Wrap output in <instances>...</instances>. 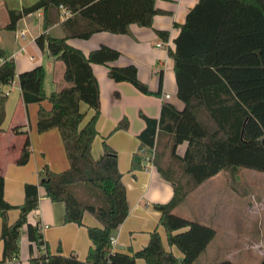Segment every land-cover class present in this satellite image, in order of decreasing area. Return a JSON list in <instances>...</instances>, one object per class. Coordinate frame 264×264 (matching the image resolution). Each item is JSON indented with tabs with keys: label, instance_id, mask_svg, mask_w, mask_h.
<instances>
[{
	"label": "trees",
	"instance_id": "obj_1",
	"mask_svg": "<svg viewBox=\"0 0 264 264\" xmlns=\"http://www.w3.org/2000/svg\"><path fill=\"white\" fill-rule=\"evenodd\" d=\"M38 11H42L43 33L35 44L63 64L65 87L46 95L42 66L19 74L18 83L24 105L39 106L37 132L58 130L69 168L54 173L44 167L38 185H24V199L19 206L5 201L4 179L0 176V264L18 256L24 227L31 253L33 247L38 253L31 256L29 264H136L138 259L145 264H194L216 232L175 215L174 209L222 172L234 176L247 169L264 174V0H199L187 13L184 24L176 25L179 33L173 41L174 48L167 51L173 62L176 99L182 107L163 103L158 119L140 115L145 123L137 137L140 151L155 148L153 166L173 187L171 200L152 208L160 214L158 225L165 232L167 246L176 249L180 259L165 250L157 229L149 234L142 250L130 255L111 252L110 237L129 212L126 191L117 154L105 139L102 159L96 162L91 154L100 114L99 87L91 66L106 67L109 79L128 83L143 95L161 96V76L158 91L151 93L139 81L135 66L112 65L120 58L118 51L101 46L85 56L67 43L70 39L87 40L102 32L126 35L131 25L151 28L153 18L161 13L155 0H38L30 7L8 11L3 30L15 31L21 19ZM62 11L69 17L61 22ZM56 24H60L63 38H52L47 33ZM156 34L167 41L168 32ZM15 75L14 61L0 51V87L9 85ZM45 101L49 110L42 106ZM2 104L3 101L0 125ZM82 104L92 111V116L81 127L85 118ZM127 129L124 119L113 132ZM24 135L19 166L26 165L30 157L29 138ZM182 146L185 149L179 154ZM140 153L132 155L130 173L143 170ZM38 187L51 202L63 203L65 224L82 226L84 213L100 224L99 228H87L91 248L84 262L74 255L52 256L46 249L40 250L44 246L40 228L27 220L38 207ZM11 210H18L19 215L9 224ZM259 264H264V258Z\"/></svg>",
	"mask_w": 264,
	"mask_h": 264
},
{
	"label": "crops",
	"instance_id": "obj_2",
	"mask_svg": "<svg viewBox=\"0 0 264 264\" xmlns=\"http://www.w3.org/2000/svg\"><path fill=\"white\" fill-rule=\"evenodd\" d=\"M37 1L0 0V51L6 54L7 59L13 60L16 67L14 80L9 85L0 87V105L3 101V117L0 125V176L4 179V199L12 206L23 203L25 184H39L44 167L54 173L64 172L69 168L58 130L52 129L43 134L37 132L39 106L24 105L18 83L19 74L42 66L45 70L46 95L65 87L64 66H60L61 62L49 57L46 50L40 51L35 44V39L43 33L42 11L21 19L13 32L3 30L8 23V11L30 7ZM198 1L155 0V7L161 13L153 18L151 28L131 25L129 34L126 35L102 32L92 35L87 40L70 39L67 42L85 56L101 46L118 51L120 58L112 65L135 66L139 81L145 84L151 93L158 91L159 78L160 76L162 78L161 96L143 95L128 83H115L109 79L106 67L91 66L98 83L100 100V114L96 123L97 137L92 143L91 154L96 162L102 159L103 139L116 152L118 170L122 175L129 208L126 219L112 234L116 238L113 253L130 255L142 250L149 241V234L157 229L165 250L181 258V255L175 254L173 248L167 246L165 232L158 225L160 214L152 209L154 204H166L171 200L172 185L159 175L155 166L150 168L144 163L143 170L134 173H130L129 170L132 155L141 152L137 137L143 131L145 123L140 115L158 119L163 103H171L178 109L182 107L176 99L173 62L167 51L174 48L173 41L179 33L176 25L184 24L187 13ZM68 17L69 13L61 12V22ZM156 31L168 32L167 41L159 38ZM47 33L52 38L64 37L60 24L51 27ZM158 43H162L163 46L157 47ZM166 95L169 96L168 99L165 98ZM42 106L47 110L50 109L46 101L42 103ZM81 112L85 114L82 127L91 118L92 111L82 104ZM124 119L128 122V129L113 132L117 124ZM15 129L17 133L14 132ZM24 134H27L29 138L30 157L26 165L19 166L17 162L24 144ZM184 149L185 146H182L179 154H182ZM165 162L164 159L162 164ZM38 198V207L28 215L27 220L31 225L39 226L44 242L43 247L52 256L74 255L79 261L84 262L91 248L87 228L101 227L98 221L89 213H84L82 226L65 224L63 203L51 202L40 187H38ZM18 215V210L9 211V224L14 223ZM34 249L36 248L33 247V253H31L24 227L20 235L18 256L5 264H29L31 256L37 255ZM1 251L0 246V260ZM136 264H145V262L138 259Z\"/></svg>",
	"mask_w": 264,
	"mask_h": 264
},
{
	"label": "rangeland",
	"instance_id": "obj_3",
	"mask_svg": "<svg viewBox=\"0 0 264 264\" xmlns=\"http://www.w3.org/2000/svg\"><path fill=\"white\" fill-rule=\"evenodd\" d=\"M174 214L216 232L194 264H259L264 258L263 173L241 169L231 176L222 172L192 192ZM34 252L38 254L37 249Z\"/></svg>",
	"mask_w": 264,
	"mask_h": 264
},
{
	"label": "built area",
	"instance_id": "obj_4",
	"mask_svg": "<svg viewBox=\"0 0 264 264\" xmlns=\"http://www.w3.org/2000/svg\"><path fill=\"white\" fill-rule=\"evenodd\" d=\"M163 44L162 43H158L157 44V47H162ZM166 99L169 98L168 95L165 96ZM141 155L143 156L144 158V163L148 166H150V168H153V161H154V156H155V148L151 149L150 151H145V150H142L141 151ZM110 247H111V252H113V249L114 247L116 246V238L114 236H111L110 237ZM42 252L45 251V248L44 247H41Z\"/></svg>",
	"mask_w": 264,
	"mask_h": 264
}]
</instances>
